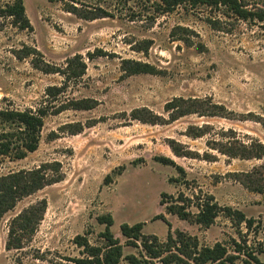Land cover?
I'll return each instance as SVG.
<instances>
[{"label":"rangeland","instance_id":"rangeland-1","mask_svg":"<svg viewBox=\"0 0 264 264\" xmlns=\"http://www.w3.org/2000/svg\"><path fill=\"white\" fill-rule=\"evenodd\" d=\"M248 1L249 8L264 9V0ZM9 2L0 0V5ZM159 4L158 0H24L31 31L19 30L13 19L0 18V109L36 111L49 106L51 113L53 107L71 101L94 103L90 110L48 115L34 153L22 160L0 159V177L41 168L48 178L61 177L23 198L2 217L0 264H75L70 260L82 258V250L73 240L87 234L91 245H102L99 234L104 226L97 217L107 214L113 217L112 232L125 257L138 254V249L126 245L120 226L143 223L144 235L165 241L169 227L155 220L160 214L172 233L180 230L196 236L201 246L222 243L232 252L233 241H241L250 249H264V193L252 192L239 180L243 173L262 171L264 158L232 159L210 144L226 143L231 129L241 142L264 144V22H246L226 9L206 6L181 5L162 13ZM103 13L111 17L92 19ZM179 28L191 33L183 34ZM183 36L193 45L181 40ZM148 41V51L143 52L140 49ZM97 50L107 56L90 59ZM78 55L86 63L84 76L70 81L55 99L48 96L49 87L63 86L65 80L41 71L42 63L64 69L67 60ZM127 60L150 64L159 74L126 76L122 63ZM180 97L211 101L236 118L249 120L190 115L153 125L134 119V112L142 109L168 119L165 104ZM194 125L212 129L205 137L192 139L185 134ZM171 141L200 158L176 157ZM206 153L216 161L203 160ZM158 157L184 168L187 184H171V178L181 176L156 162ZM107 176L112 180L105 185ZM163 193L174 197L182 193L191 199L212 195L221 207L239 210L255 224L248 230L225 214L210 228L190 224L166 214L160 205ZM39 201H45L47 208L35 235L23 241V248L8 249L11 221ZM259 258L264 263V253Z\"/></svg>","mask_w":264,"mask_h":264},{"label":"trees","instance_id":"trees-1","mask_svg":"<svg viewBox=\"0 0 264 264\" xmlns=\"http://www.w3.org/2000/svg\"><path fill=\"white\" fill-rule=\"evenodd\" d=\"M160 2V11L169 13L174 11L178 6L189 5L192 8L206 6L210 8H223L230 11L236 18L246 22H264V9L249 8L248 0H158ZM260 1V0H259ZM103 16L93 17L107 18L111 17L108 13ZM0 18L13 19V25L22 31H31L33 29L27 15L24 0H10L8 4L0 5ZM183 34L191 33L186 28H179ZM173 34L175 37L176 34ZM183 41L190 43V39L185 36ZM146 48L143 52L148 51L150 42L145 43ZM198 48H203L201 43ZM34 54L36 51H30ZM98 56H107L103 51L97 50L96 53H90L89 58L93 59ZM41 71L46 74H60L64 77L63 86L49 87L47 95L55 99L62 94L67 84L72 80L81 79L86 71V63L78 55L67 60L66 67L60 69L42 63ZM123 71L126 76L137 74L158 75L159 71L150 64L123 61ZM49 107V106H48ZM48 107H41L33 110H10L0 109V159L6 157L12 160H22L30 153H34L41 140V133L44 127V119L50 114H60L67 110H90L94 108L91 100L71 101L60 105L58 108L53 107L51 113ZM165 111L169 114L168 119H164L153 114L147 109L137 110L134 112V119L143 123L153 125L171 124L183 117L197 115L198 117L222 118L231 121H247L249 119H238L237 115L229 112L224 106L214 104L211 101L204 102L199 99L174 98L164 106ZM9 126L10 130H7ZM210 125L190 126L186 130V136L192 139H200L207 135L208 130L212 129ZM82 129V128H81ZM80 129V130H81ZM79 130V131H80ZM230 139L225 142L210 143L212 149L219 151L221 154L241 160H261L264 158V144L260 141L251 140L250 144L239 141L235 131L229 130ZM209 144V148H210ZM170 148L176 157L198 159L197 153L189 148H183L182 144L175 141L170 142ZM208 162H215L217 157L205 154L201 157ZM156 162L170 166L181 176L180 178H171V184H187L186 171L175 161L167 157H158ZM122 170V168H120ZM259 169V168H258ZM258 169L251 173H243V179H239L252 192L264 193V167L262 171ZM43 168L34 171H21L0 177V221L2 217L13 210L17 203L23 198L31 196L35 192L42 190L46 186L61 181V177L56 179L48 178ZM112 180L111 176L105 178L104 184L107 185ZM160 205L165 208L166 214L174 215L180 220L202 228H210L221 215L225 214L234 220L238 225L245 224L248 230H251L255 224L254 219H247L245 214L231 207H221L212 195L206 199L195 197L194 199L185 197L179 193L177 197L163 193L161 195ZM195 207L197 211L193 213L191 208ZM47 203L39 201L34 205L19 213L10 223L7 248L21 249L23 241L29 240L37 231L40 222L43 220ZM155 220H161L169 227V232L165 241H161L155 235H144L142 233L143 223L134 225L122 224L120 226L121 235L126 239V245L138 249V254H130L126 257L123 255V245L119 238L115 237L112 232L114 220L111 214L97 217V222L104 226V231L99 234L102 245H91L86 235H78L73 243L80 248L82 258L71 259L70 262L75 264H264L259 255L264 253V249H250L246 243L233 241L232 252L226 245L216 243L212 247L201 246L196 236H192L184 231H171V225L165 215L160 214Z\"/></svg>","mask_w":264,"mask_h":264}]
</instances>
